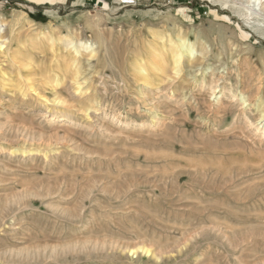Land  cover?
<instances>
[{"label": "rangeland", "instance_id": "obj_1", "mask_svg": "<svg viewBox=\"0 0 264 264\" xmlns=\"http://www.w3.org/2000/svg\"><path fill=\"white\" fill-rule=\"evenodd\" d=\"M0 36V264H264V0H0Z\"/></svg>", "mask_w": 264, "mask_h": 264}, {"label": "bare ground", "instance_id": "obj_2", "mask_svg": "<svg viewBox=\"0 0 264 264\" xmlns=\"http://www.w3.org/2000/svg\"><path fill=\"white\" fill-rule=\"evenodd\" d=\"M1 38V36H0ZM177 40V39H176ZM187 46H183L181 44H173L172 45V48L170 50V59L171 61L173 62L174 64V67H173V70L175 71V73H178L179 69H178V65L180 63V58L184 55V54H188V55H191L192 51H191V48L188 46V44H186ZM76 52V51H75ZM161 60V58H158ZM163 60V59H162ZM163 62V61H161ZM133 66V65H132ZM163 66V65H162ZM161 66V67H162ZM157 68V67H156ZM159 69L158 70H161L160 67H158ZM164 68V67H163ZM140 73V72H138ZM146 78H144L145 80ZM146 82H148L147 80H145ZM159 83V82H158ZM243 103H244V100H243ZM263 110V108H262ZM262 115V117H264V111H261L260 113ZM263 120V118L261 119ZM146 253L148 252L147 250L145 251Z\"/></svg>", "mask_w": 264, "mask_h": 264}, {"label": "built area", "instance_id": "obj_3", "mask_svg": "<svg viewBox=\"0 0 264 264\" xmlns=\"http://www.w3.org/2000/svg\"><path fill=\"white\" fill-rule=\"evenodd\" d=\"M125 5H133L136 3V0H121Z\"/></svg>", "mask_w": 264, "mask_h": 264}]
</instances>
